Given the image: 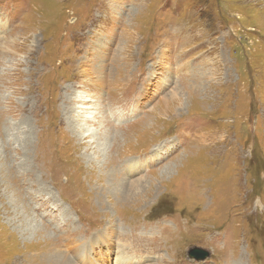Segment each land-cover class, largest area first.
Here are the masks:
<instances>
[{
  "label": "rangeland",
  "instance_id": "rangeland-1",
  "mask_svg": "<svg viewBox=\"0 0 264 264\" xmlns=\"http://www.w3.org/2000/svg\"><path fill=\"white\" fill-rule=\"evenodd\" d=\"M121 262L264 264V0H0V264Z\"/></svg>",
  "mask_w": 264,
  "mask_h": 264
},
{
  "label": "bare ground",
  "instance_id": "bare-ground-1",
  "mask_svg": "<svg viewBox=\"0 0 264 264\" xmlns=\"http://www.w3.org/2000/svg\"><path fill=\"white\" fill-rule=\"evenodd\" d=\"M172 98H175V96H172L170 99H172ZM93 113V112H92ZM92 117H94V115L92 116ZM91 118V117H90ZM123 160H117V161H115L116 163H119V162H122ZM124 162V161H123ZM135 170V167L133 168H128L127 170H126V172H127V175L128 174H131L133 171ZM121 183V187H122V189H131L132 190V192H135L136 190H137V185H138V183L136 182V181H134L133 183H131V185H130V187H128L127 188V186H126V184H125V182H120ZM140 186V185H139ZM141 189V188H140ZM136 229H138V227H135V230ZM134 230V231H135ZM133 231V232H134ZM159 231H161V233L163 234V231H162V229H159ZM132 232V233H133ZM156 235V234H155ZM155 236H153L152 238H154ZM133 239V238H132ZM143 244V245H142ZM142 244H140V245H137L139 248H142V249H147V250H150L151 252H155V251H158L159 249L157 248V247H154V246H151V245H149L148 244V242H147V240H143L142 241ZM46 252V251H45ZM44 252V258L45 257H47V254ZM225 255L227 256V257H229V254L226 252L225 253ZM230 257H232V256H230ZM172 262H174V261H172ZM118 264H123V262H121V263H118Z\"/></svg>",
  "mask_w": 264,
  "mask_h": 264
},
{
  "label": "water",
  "instance_id": "water-1",
  "mask_svg": "<svg viewBox=\"0 0 264 264\" xmlns=\"http://www.w3.org/2000/svg\"><path fill=\"white\" fill-rule=\"evenodd\" d=\"M188 255H189V257H194L198 260H202V259L206 258L207 252L200 249V248H193L189 251Z\"/></svg>",
  "mask_w": 264,
  "mask_h": 264
}]
</instances>
